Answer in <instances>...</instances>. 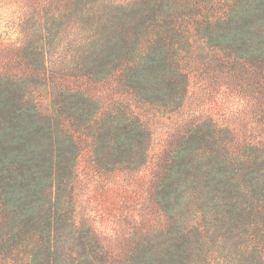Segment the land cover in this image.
<instances>
[{
  "label": "trees",
  "instance_id": "trees-1",
  "mask_svg": "<svg viewBox=\"0 0 264 264\" xmlns=\"http://www.w3.org/2000/svg\"><path fill=\"white\" fill-rule=\"evenodd\" d=\"M29 3L20 45L0 43V264H52L65 236L67 264H264V0ZM232 64L256 106L245 129L195 119L166 158L156 217L123 251L77 226L81 168L101 183L147 163L150 134L135 111L175 113L193 79L229 76ZM110 80L135 111L76 86Z\"/></svg>",
  "mask_w": 264,
  "mask_h": 264
},
{
  "label": "rangeland",
  "instance_id": "rangeland-1",
  "mask_svg": "<svg viewBox=\"0 0 264 264\" xmlns=\"http://www.w3.org/2000/svg\"><path fill=\"white\" fill-rule=\"evenodd\" d=\"M193 1L198 0H190V4ZM29 4V0H0L2 46L20 45L23 37L18 23L30 12ZM232 66L233 72H229V76L215 75L213 81L207 83L193 79L180 109L175 113L162 115L153 113L148 107L135 111L134 101L117 80L76 83L78 89L103 107L117 102L143 114V121L150 134L147 163L138 171L116 172L104 177L100 183L97 180H86V172L81 168L82 176L77 179L72 195L77 226L94 231L109 249L123 251L130 243L131 232L138 228V224L146 225L149 218L156 217L155 186L170 150L189 125L195 119L209 117L219 123L231 125L238 131L245 129L256 106L248 95L249 89L241 83L239 87L236 86L230 78L231 74L237 77L238 73H243L240 71L241 65ZM50 99L49 92L41 93L38 98V109L42 117L49 116ZM69 237L61 239L59 245L62 249L59 251L62 256L58 255L60 259L55 256L52 264H67L64 254L74 251V243Z\"/></svg>",
  "mask_w": 264,
  "mask_h": 264
}]
</instances>
